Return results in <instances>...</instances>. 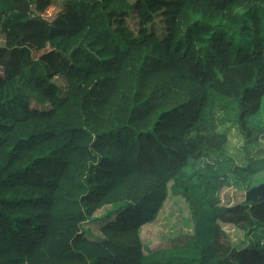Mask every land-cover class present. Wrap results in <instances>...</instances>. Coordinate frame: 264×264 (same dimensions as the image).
<instances>
[{
	"label": "trees",
	"instance_id": "trees-1",
	"mask_svg": "<svg viewBox=\"0 0 264 264\" xmlns=\"http://www.w3.org/2000/svg\"><path fill=\"white\" fill-rule=\"evenodd\" d=\"M50 2L0 0V264H264L224 228L264 230V0ZM230 176L246 192L224 204ZM171 194L193 232L148 248Z\"/></svg>",
	"mask_w": 264,
	"mask_h": 264
},
{
	"label": "rangeland",
	"instance_id": "rangeland-1",
	"mask_svg": "<svg viewBox=\"0 0 264 264\" xmlns=\"http://www.w3.org/2000/svg\"><path fill=\"white\" fill-rule=\"evenodd\" d=\"M35 2L36 9L41 15L48 19H53L59 10V7L51 4L50 0H33ZM61 3L62 0H55ZM133 26L135 21H131ZM2 23L0 22V29ZM4 44V36L0 31V45ZM48 49L47 45L43 48L38 49L34 52L37 57L42 51ZM56 82L62 87H65V81L63 78H57ZM220 129H224L229 135V142L227 146V154L233 156L238 163L244 161V151H243V138L238 130V127L234 123H223L219 121ZM260 146V147H259ZM258 149L255 150V154L259 156H264V135L259 139L257 145ZM253 151V148H251ZM206 159H202L196 162L197 166H204ZM261 179L264 180V171L262 172ZM246 188L244 184L239 182V180L230 176L223 185L221 191V197L224 204H235L240 202L244 198ZM119 204L106 205L99 209L94 218L84 223L83 230L86 232L87 236L90 238H96L102 236L101 224L104 222L105 214L111 211L113 207H117ZM193 221L191 218L190 209L187 202L181 197L176 195H170L165 203V206L159 213L157 219L153 222H149L142 226L141 235L145 245L148 248L156 247L169 240L173 236L189 234L193 232ZM224 228L229 234L232 244L235 247H244L251 243V241H260L264 244V230L260 232L247 235L244 230L239 229L235 225L225 224Z\"/></svg>",
	"mask_w": 264,
	"mask_h": 264
}]
</instances>
